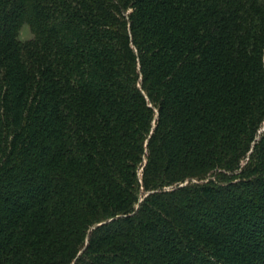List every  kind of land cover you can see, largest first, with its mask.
<instances>
[{"label":"trees","instance_id":"trees-1","mask_svg":"<svg viewBox=\"0 0 264 264\" xmlns=\"http://www.w3.org/2000/svg\"><path fill=\"white\" fill-rule=\"evenodd\" d=\"M0 264H264V0H0Z\"/></svg>","mask_w":264,"mask_h":264},{"label":"rangeland","instance_id":"rangeland-1","mask_svg":"<svg viewBox=\"0 0 264 264\" xmlns=\"http://www.w3.org/2000/svg\"><path fill=\"white\" fill-rule=\"evenodd\" d=\"M31 37V33L26 25H23L19 32V38L21 41L28 40Z\"/></svg>","mask_w":264,"mask_h":264}]
</instances>
